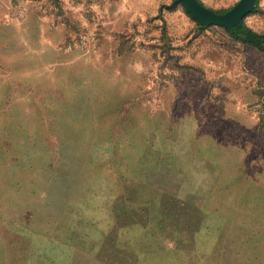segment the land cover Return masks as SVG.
<instances>
[{
	"label": "rangeland",
	"instance_id": "1",
	"mask_svg": "<svg viewBox=\"0 0 264 264\" xmlns=\"http://www.w3.org/2000/svg\"><path fill=\"white\" fill-rule=\"evenodd\" d=\"M178 1L0 0L4 261L264 264V51Z\"/></svg>",
	"mask_w": 264,
	"mask_h": 264
},
{
	"label": "water",
	"instance_id": "2",
	"mask_svg": "<svg viewBox=\"0 0 264 264\" xmlns=\"http://www.w3.org/2000/svg\"><path fill=\"white\" fill-rule=\"evenodd\" d=\"M188 14L200 25H214L228 31L233 28L248 14L254 7L255 0H238V2L224 13H217L206 7L199 0H179Z\"/></svg>",
	"mask_w": 264,
	"mask_h": 264
},
{
	"label": "trees",
	"instance_id": "3",
	"mask_svg": "<svg viewBox=\"0 0 264 264\" xmlns=\"http://www.w3.org/2000/svg\"><path fill=\"white\" fill-rule=\"evenodd\" d=\"M179 3V1H178ZM258 5V0H255V5L252 11ZM198 24V23H197ZM199 25V24H198ZM205 27V26H202ZM228 33L240 40L250 44L251 46L257 48L258 50L264 51V33H257L250 28H248L241 20L232 31H228Z\"/></svg>",
	"mask_w": 264,
	"mask_h": 264
},
{
	"label": "crops",
	"instance_id": "4",
	"mask_svg": "<svg viewBox=\"0 0 264 264\" xmlns=\"http://www.w3.org/2000/svg\"><path fill=\"white\" fill-rule=\"evenodd\" d=\"M1 243L3 244V245H5L4 243H5V241L3 240L2 242H0V249L2 250V245H1ZM2 255H3V252H0V262L1 261H4L3 259H2ZM5 263H3V264H9V260H7V262L6 261H4Z\"/></svg>",
	"mask_w": 264,
	"mask_h": 264
}]
</instances>
